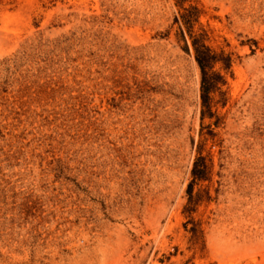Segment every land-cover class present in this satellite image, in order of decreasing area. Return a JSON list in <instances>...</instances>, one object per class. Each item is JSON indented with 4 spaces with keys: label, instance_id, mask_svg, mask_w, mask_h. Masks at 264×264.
Listing matches in <instances>:
<instances>
[{
    "label": "rangeland",
    "instance_id": "rangeland-1",
    "mask_svg": "<svg viewBox=\"0 0 264 264\" xmlns=\"http://www.w3.org/2000/svg\"><path fill=\"white\" fill-rule=\"evenodd\" d=\"M0 264H264V0H0Z\"/></svg>",
    "mask_w": 264,
    "mask_h": 264
},
{
    "label": "trees",
    "instance_id": "trees-1",
    "mask_svg": "<svg viewBox=\"0 0 264 264\" xmlns=\"http://www.w3.org/2000/svg\"><path fill=\"white\" fill-rule=\"evenodd\" d=\"M182 3V0H179ZM199 19L198 7L192 6L185 8L181 16L177 18L180 22L179 38L184 42L183 48L187 52H194L195 59L201 71V99L204 108L203 112H211V102L213 95L219 93L225 96L222 86L227 83V76L222 70L226 72L231 71L233 66L232 53L226 52L224 49L220 51L214 50L206 42V32L200 27L196 29V23ZM220 64L221 68L216 69V65ZM207 165L205 157L199 155L194 163L192 170L193 179H201L205 176ZM191 184V183H190ZM190 192V188H188Z\"/></svg>",
    "mask_w": 264,
    "mask_h": 264
}]
</instances>
